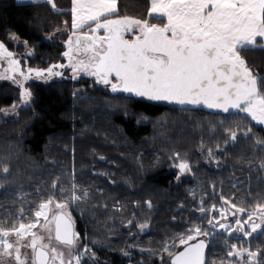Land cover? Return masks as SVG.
Segmentation results:
<instances>
[{
	"label": "trees",
	"instance_id": "1",
	"mask_svg": "<svg viewBox=\"0 0 264 264\" xmlns=\"http://www.w3.org/2000/svg\"><path fill=\"white\" fill-rule=\"evenodd\" d=\"M55 3L59 11L43 1L0 0V41L15 51L21 47L12 46L11 32L27 42L34 52L28 59L32 68L61 60L63 35L53 44L44 39L65 26L71 28L72 0ZM149 7V0H118L120 16L143 19ZM242 55L264 75V50ZM90 78L32 83L30 106L10 118L0 114V224L5 228L34 220L39 203L51 195L62 200L68 193L58 189L69 190L75 183L79 193L87 192L68 208L80 234L75 250L82 254L81 264H170L164 247L175 240L173 250H179L176 237L193 226L209 229L207 221L216 215L212 206L219 210L223 205L222 201L217 205V193L255 206L248 199V189L255 184L246 171L260 154L258 148H264L258 142H264L263 126L246 116L182 110L107 92L102 85L94 88ZM18 102L17 88L0 84V110ZM108 103L115 110L101 112ZM237 124L240 132L245 125L252 132L226 143L225 129ZM209 149L216 167L212 164L209 173L177 180L173 170L177 160L195 164ZM141 224L146 225L145 232H140ZM212 236L213 232L211 241ZM85 247L87 254H83ZM214 250L209 248L206 264H235L217 257Z\"/></svg>",
	"mask_w": 264,
	"mask_h": 264
},
{
	"label": "snow or ice",
	"instance_id": "2",
	"mask_svg": "<svg viewBox=\"0 0 264 264\" xmlns=\"http://www.w3.org/2000/svg\"><path fill=\"white\" fill-rule=\"evenodd\" d=\"M43 2L59 11L55 0ZM71 17L72 31L65 42L67 51L63 53L68 58L67 65H51L46 69L28 67L25 71L16 54L0 41V62L8 64L6 72L0 73V79L12 80L23 88L21 96L25 105L32 100V92L24 87L25 81L33 76L50 80L63 75L54 69L69 67L74 79L78 73H84L112 93L150 102L203 105L223 113L244 114L264 125V75L242 55L249 50H264V0H150L143 19L120 16L118 0H72ZM153 20L160 22L153 23ZM17 75L21 79H17ZM240 128L237 124L235 128L225 129V142H235L238 134L247 136L252 132L246 125L243 132ZM208 152L211 156V149ZM175 158H179V153ZM177 167L181 174L191 170L189 163L183 160ZM2 171L7 174L9 169L4 166ZM52 187L56 190L55 182ZM58 191L68 194L62 200L51 195L39 203L34 220L27 223L21 220L7 228L0 224V257L14 256L17 264H28L21 257L20 247L26 237H31V264H81L82 254L65 258L63 252L43 243V237L34 231L41 226L51 232L54 225L57 241L69 249L78 247L80 234L74 230L68 208L87 196V192L79 193L75 183L69 190L60 188ZM221 199V209L217 210L215 205L211 208L216 215L207 221V231L193 226L187 234L177 236L182 251L173 250L177 247L175 240L171 246L166 244L163 251L168 254L170 264H205L208 244L198 238L209 237L216 228L229 236L241 233L244 237L264 231V203L258 202L247 211L234 199L223 196ZM200 211L204 213L205 209L201 207ZM229 213L232 217H243L247 213V219H234L232 223L236 227H233L226 222ZM145 227L140 225L141 229ZM11 237L15 238L14 242ZM87 253L85 247L83 254ZM227 255L238 257L242 264L264 262L259 249L252 251L235 244L230 246Z\"/></svg>",
	"mask_w": 264,
	"mask_h": 264
},
{
	"label": "rangeland",
	"instance_id": "3",
	"mask_svg": "<svg viewBox=\"0 0 264 264\" xmlns=\"http://www.w3.org/2000/svg\"><path fill=\"white\" fill-rule=\"evenodd\" d=\"M23 3H30L31 0H19ZM94 26V25H93ZM67 26H65V28L63 29H59L51 34H48L45 36V41L48 42L49 44H53L55 40L59 39L60 35H63V50L61 52L60 58L61 60L58 63H54L51 65H60V64H64L67 65L68 64V58L63 56V53L65 51H67V46H66V41L68 39V36L71 34L72 28L67 29ZM60 34V35H59ZM101 35H103V32L100 33ZM12 36H15L16 39L13 40L11 39ZM50 37V39L48 38ZM8 40L12 43V46H16V47H21V51H15V50H10L13 53L16 54L15 58L19 59L21 61V66L25 69L28 67H31L30 61L28 60L29 57L34 53L33 52V48L31 46H28L27 43L25 44L24 41H21L14 33H10ZM23 45V46H20ZM28 53H32L31 55H29ZM80 58H84L83 56H81ZM51 65H48L46 68L50 67ZM8 68V64L7 61H3L0 62V73L6 72ZM36 68V67H33ZM46 68H41V69H46ZM55 71H61L63 73L62 76H58V77H53L50 80H44V79H36L34 76L32 79L25 81L24 82V87H27L30 89V91L32 92V87L31 84L32 83H46L47 85L53 84V83H67V82H73V81H78L80 78L85 77L86 75L84 73H78L77 74V78H73V73L71 71V69L69 67H65L63 69H54ZM10 74V73H9ZM90 77V76H89ZM17 79H21L18 75H17ZM89 79V78H88ZM93 87H102L99 84L94 83V79L91 77L90 78ZM0 84H9L13 87L17 88L18 91V96H19V102L9 108H4L0 110V114L2 116V118L6 119V118H10L13 115H16L18 113V111L22 108L28 107L30 106L32 100H33V93H32V100L28 105H25L22 101V96L21 93L23 91V88H21L18 84L13 83L12 80H7V79H0ZM107 92L110 91L109 88L105 89ZM92 106L94 105H88L87 107H90L91 109L93 108ZM89 109V108H87ZM115 110V107H112L109 103L107 105H105L102 109L101 112H113ZM121 110V109H120ZM235 114L230 115V117L234 116ZM239 116H245L244 114H240ZM247 119L251 122H255L252 121L250 118L247 117ZM178 122V121H177ZM175 121H172L171 124H174ZM258 124V123H257ZM264 126V125H263ZM183 128H180V131L183 132ZM91 131H88L87 133H90ZM156 138H161L159 136L156 135ZM11 146V145H10ZM8 146V149L11 147ZM11 153V152H10ZM11 155V154H10ZM213 155L209 156V153H202L201 155H199L198 158V162H196L195 164L191 165V162L187 161L189 163L191 170L190 171H186L183 174L180 173L179 168L177 167V165L181 162V160L183 159H179L175 162L174 166H173V170L176 172L177 177L179 176V179L177 180H187L193 177V175L195 176H199L201 175V173L203 172H207L209 173V169H213L212 168V164H214L215 166V162H216V157L215 155L212 157ZM185 161V160H183ZM206 166V167H205ZM216 167V166H215ZM251 170V168H248V170L246 171V173H249ZM216 174V173H215ZM214 174V175H215ZM32 221V220H31ZM43 224V219L41 218V225ZM52 230L51 232L49 230L44 229L41 226H37V228L34 229L35 232H37V234L40 237H43V243L45 244H50L52 247L57 248L58 251H61L64 253L65 258H68L71 254H76V250L73 249H69L65 246H60L58 245L54 240H53V226H51ZM147 229L146 227L141 229L140 228V232H145ZM10 240H12L13 242L15 241L14 237H11ZM30 240L31 237H26L22 242H21V247H20V251H21V257L22 259H26V261L28 262V264H31V261L33 259V251L32 249L29 247L30 244ZM0 261L3 262V264H17L16 260L13 257H0ZM236 264V263H235ZM242 264V263H241Z\"/></svg>",
	"mask_w": 264,
	"mask_h": 264
},
{
	"label": "flooded vegetation",
	"instance_id": "4",
	"mask_svg": "<svg viewBox=\"0 0 264 264\" xmlns=\"http://www.w3.org/2000/svg\"><path fill=\"white\" fill-rule=\"evenodd\" d=\"M94 79V78H93ZM233 113L229 114L232 115ZM263 126V125H261ZM264 127V126H263ZM258 151L260 152V154H256L255 156V163L254 165L251 167V170L249 172L250 174V183L255 184L253 187H250L248 189V191L250 192L251 196H249V200L253 201V203H257L258 201L264 203V148H258ZM218 160L220 162V157L218 156ZM220 167V165H219ZM222 168V167H221ZM218 190L220 192L222 191H227L223 188H219ZM224 197V194L222 195ZM225 198V197H224ZM234 199L235 198H231ZM216 203H218L217 205L223 204V200L221 199V195L219 193L216 194ZM238 204V203H237ZM241 205V204H238ZM242 206H244L247 211H251L252 208L254 206H251V204H247L244 203L242 204ZM223 207V205H222ZM242 219V220H246L247 219V213H245V215L243 217H232L231 214H228L227 217V223H231L233 227H236V225L233 222L234 219ZM72 221L74 223V230L76 231V223L74 222V219L72 218ZM213 236L215 237L214 239L209 240V237H199L198 239H205L207 241L208 247H207V252H206V256H205V264L208 261V250L211 246H213L215 248V250L213 251V254H216L217 257L219 258H228L229 260H231L232 263H236V264H241L242 262L239 261L238 257H230L227 255L228 251L230 250V246L235 244L240 248H250L252 251H257V249L260 250L261 256L264 257V231L258 230L257 233H253L251 237H244L243 234L238 233V235L236 236L235 233H233L231 236H229L228 234L224 233V231L220 228H216L213 231ZM227 237V241H225V238ZM53 240L60 246H64L63 244H61L59 241H57L55 239V230H54V225H53ZM196 241H191V243H194ZM66 247V246H65ZM183 246H181L179 248V250L182 248ZM73 250H75V248H72ZM177 250V251H179ZM77 254V253H76ZM259 259V257H258ZM170 263V260H169ZM262 264H264V262H262Z\"/></svg>",
	"mask_w": 264,
	"mask_h": 264
},
{
	"label": "water",
	"instance_id": "5",
	"mask_svg": "<svg viewBox=\"0 0 264 264\" xmlns=\"http://www.w3.org/2000/svg\"><path fill=\"white\" fill-rule=\"evenodd\" d=\"M118 94L128 97V95L124 94V93H118ZM156 103H164V104H167V105H172V106H175V107H177L179 109H182V110H203V111H206V112H209V113L219 114V115H229V114H231V113H223V112H220L218 110L208 109L207 107H205L203 105H199V106L179 105V104H172V103H167V102H156ZM196 242H194V243H196ZM182 250H183V247L179 251H182ZM206 252H207V248L205 249V256H206Z\"/></svg>",
	"mask_w": 264,
	"mask_h": 264
},
{
	"label": "crops",
	"instance_id": "6",
	"mask_svg": "<svg viewBox=\"0 0 264 264\" xmlns=\"http://www.w3.org/2000/svg\"><path fill=\"white\" fill-rule=\"evenodd\" d=\"M19 3H23V2H21V1H19V0H17ZM40 1H43V0H40ZM30 3H32V2H30ZM149 3H150V0H149Z\"/></svg>",
	"mask_w": 264,
	"mask_h": 264
}]
</instances>
